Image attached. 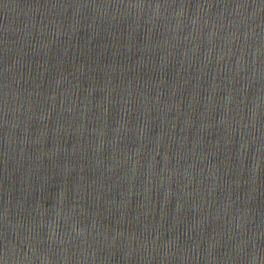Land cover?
Here are the masks:
<instances>
[{
	"label": "water",
	"instance_id": "water-1",
	"mask_svg": "<svg viewBox=\"0 0 264 264\" xmlns=\"http://www.w3.org/2000/svg\"><path fill=\"white\" fill-rule=\"evenodd\" d=\"M0 264H264V0H0Z\"/></svg>",
	"mask_w": 264,
	"mask_h": 264
}]
</instances>
